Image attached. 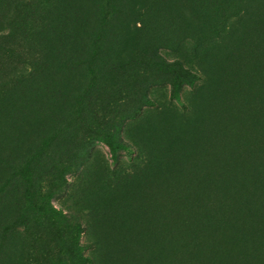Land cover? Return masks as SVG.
<instances>
[{
    "label": "rangeland",
    "instance_id": "1",
    "mask_svg": "<svg viewBox=\"0 0 264 264\" xmlns=\"http://www.w3.org/2000/svg\"><path fill=\"white\" fill-rule=\"evenodd\" d=\"M246 127L264 0H0V264H264V178L202 222Z\"/></svg>",
    "mask_w": 264,
    "mask_h": 264
},
{
    "label": "trees",
    "instance_id": "2",
    "mask_svg": "<svg viewBox=\"0 0 264 264\" xmlns=\"http://www.w3.org/2000/svg\"><path fill=\"white\" fill-rule=\"evenodd\" d=\"M245 130L248 139L253 140L255 138L256 145L251 146L249 153H238L236 157L237 168L235 171H231L228 166L229 164L224 165L219 170L218 192L203 196V211H201L202 222L208 234H212L215 226L219 228L223 226L224 228L230 229L232 223L229 220L234 216L233 213L237 209V203L234 197L240 195L242 190L249 192L251 188H254V184H256L258 190L262 185L264 178V134L263 144L259 147V133L255 132L252 128L249 129L246 127ZM59 135L60 132H54L42 141L33 158L27 163V169L24 171L25 174H27L28 168L46 153L51 142ZM220 147L218 149L215 147L213 151L209 152L208 157H200V160L206 164L205 168L207 170L204 168V175L213 176L214 159L211 156L215 155L220 150ZM249 157H251L250 160ZM262 212L264 213V209Z\"/></svg>",
    "mask_w": 264,
    "mask_h": 264
}]
</instances>
